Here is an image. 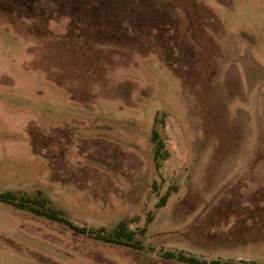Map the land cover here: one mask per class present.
Returning a JSON list of instances; mask_svg holds the SVG:
<instances>
[{
    "label": "rangeland",
    "instance_id": "1",
    "mask_svg": "<svg viewBox=\"0 0 264 264\" xmlns=\"http://www.w3.org/2000/svg\"><path fill=\"white\" fill-rule=\"evenodd\" d=\"M0 1V264H264V0Z\"/></svg>",
    "mask_w": 264,
    "mask_h": 264
},
{
    "label": "trees",
    "instance_id": "2",
    "mask_svg": "<svg viewBox=\"0 0 264 264\" xmlns=\"http://www.w3.org/2000/svg\"><path fill=\"white\" fill-rule=\"evenodd\" d=\"M7 5L9 4H4L2 1H0V6L5 8L4 6L7 7ZM151 139H152V142L155 144V152L157 151V146H158V142L160 141L159 140V137H158V134L154 131L152 132V136H151ZM0 200L2 201H11V197H10V194L9 193H4V194H0ZM128 230V227L127 225L124 223V222H120L118 224V226L116 227V229L114 230V232L116 233V235H120L121 233H125L126 231ZM121 234V235H122Z\"/></svg>",
    "mask_w": 264,
    "mask_h": 264
}]
</instances>
